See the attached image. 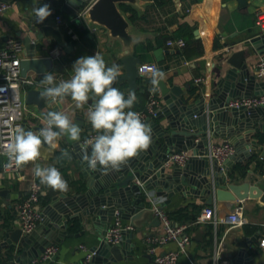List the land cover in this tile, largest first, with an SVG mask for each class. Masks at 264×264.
Returning <instances> with one entry per match:
<instances>
[{
	"label": "crops",
	"instance_id": "1",
	"mask_svg": "<svg viewBox=\"0 0 264 264\" xmlns=\"http://www.w3.org/2000/svg\"><path fill=\"white\" fill-rule=\"evenodd\" d=\"M10 1L13 7L0 14V48L6 47L10 39L24 41L27 36H31L33 39L36 38L41 29L38 30L34 26V3L37 7L45 3L48 4L52 14L61 15L66 20L68 28L61 26L60 29L65 34L68 44L72 47L69 48V51L62 47V56L54 61V68L48 71L55 76L56 84L62 80L71 79L74 75L72 66L77 59L94 55L96 51L101 53L107 67H111L113 64L119 65L122 74L124 68L120 61L128 53L141 56L143 60L141 64H157L159 70L165 73V79L162 81L168 86L176 85L183 89L184 98L188 99L189 102H194L200 96L207 99L216 96L215 91L218 88V82L232 69L231 65L227 64V60L233 52L231 46L240 44L244 40L261 33L256 25L255 15L257 11L264 10V0H247L246 7H241L238 0H166L163 5H157L154 0H127L119 8L125 27L123 35H120L104 25L94 22L86 10H79L81 11L79 13L81 23H75L68 14L62 11L63 0ZM96 1L89 0L86 7ZM49 26L57 25L51 24ZM68 29H72L78 38L73 39ZM181 30H184L182 36L180 34ZM179 38L187 42L184 50L167 45L169 40ZM43 44L44 48L37 53L39 57L46 56L47 50L52 47H61L53 38H46ZM158 49L164 50L159 60L154 54ZM263 58L264 56H256L248 59L252 73H255L256 65ZM140 65H138V68ZM28 75L40 85H36V88L45 87L41 83L44 75L41 78H38L34 72H29ZM149 76L142 77L140 75L138 79V87L135 91L137 100L131 109L132 111L137 110L140 106L146 109L153 87ZM199 77L205 78L204 83L201 85L195 83V80ZM32 87L30 86L28 89ZM116 88L123 92L125 98H127L130 92L127 83L121 85L119 81ZM28 89H23V95L26 94ZM155 94L158 97L160 107H162L163 102L159 88H157ZM89 95V102L82 109L75 107V102L70 96L65 97L63 101L58 103L47 104L44 110H39L36 107L39 110L36 112L37 116H29L24 124L26 131L35 132L37 127H43L46 113L54 111L53 107L58 106L59 111L68 114L73 122L78 118L83 119L81 129L83 141L92 138L97 133L92 129L87 116L89 107L94 103L91 98L92 94ZM152 120H155V118H152ZM38 132L39 130L36 133ZM241 135L242 137L240 135L234 137L235 140L239 141L241 138L246 141L256 140L264 147V131L258 125H255L252 130L241 133ZM212 140L214 143H231L230 139L226 137L213 136ZM57 143L59 147L54 150L46 144H42L40 158L35 164L42 167H57L68 183L69 187L66 191L68 195H77L84 192L86 181L83 176L82 162L78 158L73 159L71 157V146L67 144L65 137L59 138ZM65 150L71 158H68V161L62 164L57 158V153ZM80 153L83 155L82 151ZM236 157L237 155L229 160L230 164L234 163ZM254 159L264 162L260 152L256 151L253 159L234 163L229 170H225V175L238 183L264 184V173L256 167L253 162ZM250 162L252 163L245 175L237 172L233 177L231 176V171L236 165H247ZM34 166L33 163L26 164L20 168L18 173L14 174L5 172L3 163L0 162V204L5 205L1 214L0 229L20 228L16 218L17 206L29 194L31 184L39 182V179L34 176ZM42 186L43 194L39 208L44 213L51 199L47 195L50 188L46 185ZM151 194L158 206L167 214L189 205L206 206L205 203L195 197H184L176 194L168 200L163 197H155L154 192ZM216 206L218 207L219 216L223 219H226L237 206L243 207L245 224L242 227L231 228L226 223H220L215 230L212 228V242L209 241L206 227L190 225L188 232L192 235V243L188 252L180 256L177 264H213L212 258L217 249L221 252L223 263L233 264L239 252L237 243L240 240L251 239H255V241L249 251L250 258L244 257L240 260V263L264 264V247H261V243L264 241V205L259 200L249 198L244 201H237L234 204L216 203ZM154 216L156 215H146L143 220L138 222L139 229L136 228V235L131 240L133 246L128 244L130 248L121 249L125 252L124 259L108 264H156L155 257L148 253L143 241L147 232H158L162 229V226H149L151 218ZM122 221L125 225L131 224L128 220ZM71 223L72 227L67 230L68 234L58 244L59 253L56 260L51 264H82L87 255L82 247L91 251L98 247L102 241L97 234L98 231L89 222L85 223L86 229L82 227L78 220L70 222V225ZM98 226L103 228L102 225ZM199 234L201 236L196 239ZM177 250L178 244L170 242L163 247H159L157 254ZM21 254L22 252L19 250L3 249L0 251V264H21L18 261Z\"/></svg>",
	"mask_w": 264,
	"mask_h": 264
},
{
	"label": "water",
	"instance_id": "2",
	"mask_svg": "<svg viewBox=\"0 0 264 264\" xmlns=\"http://www.w3.org/2000/svg\"><path fill=\"white\" fill-rule=\"evenodd\" d=\"M125 1L127 0H97L86 7L89 0H63L62 11L75 23H81L79 10H86L94 22L123 35L125 27L119 8ZM238 1L241 7L247 6V0ZM60 28L45 26L35 39L31 36L24 39L25 50L21 60L23 77L34 72L41 78L45 72L54 68L52 59L39 57L37 54L44 48L43 41L46 38H53L59 46L69 51L72 46L68 44ZM231 48L233 52L227 64L232 69L218 82L216 96L212 98L200 96L194 102H189L184 98L183 89L180 87L168 86L164 81L159 83L162 107L159 108L155 120L148 118V124L152 128V142L147 150L140 151L119 170L108 169L105 172L99 166L97 170L89 169L80 153L83 136H80L78 142L65 137L67 144L71 146V157L82 162L86 181L84 192L68 195L50 188L47 195L51 201L43 213L40 226L30 234H25L20 228L0 229V251L7 248L19 250L22 254L18 261L21 264H31L48 247L58 245L72 227L70 222L78 220L84 229L87 228L86 222L93 225L102 239L100 245L91 250L95 252L91 259L92 264L121 261L125 257V252L121 249L130 248L128 244L133 246L131 240L136 233L124 232L122 241L115 246L107 245L103 238L116 217L130 221L139 229L138 222L146 215L154 214L150 201L152 192L155 197L168 200L176 194L195 197L206 205H213L215 202L234 204L249 198L259 200L264 205L263 183H238L225 175V170H229L234 163L253 159L256 151L264 158V147L256 140L246 141L241 138L237 141L234 138L238 135L242 137L241 133L252 130L255 125L264 131V106L250 110L230 107L232 100L264 95V76L259 78L256 73H252L248 64V59L264 56V34L254 35ZM163 53V49L154 52L158 60ZM120 63L124 73L117 78L113 87L120 81L121 85L127 83L130 91L135 92L140 78L138 65L143 63L142 57L127 53ZM43 89L29 88L25 94L26 104L39 110H44L47 104L51 105L52 103L41 97ZM53 110L59 111V107L54 106ZM74 123L82 129V118ZM41 128L42 126L37 127L35 132ZM208 128L214 137L229 138L231 144L237 148L238 154L234 163L227 161L223 166L218 163L211 164L207 157ZM23 129L26 130L25 127ZM88 151L90 154L91 148ZM183 151L191 153L184 166L169 164L174 154ZM3 161L0 157V162ZM149 226H161L159 217L151 218ZM200 236L201 234L196 239ZM254 241L255 239L240 240L237 243L239 252L233 264H242V258H250L249 251Z\"/></svg>",
	"mask_w": 264,
	"mask_h": 264
},
{
	"label": "clouds",
	"instance_id": "3",
	"mask_svg": "<svg viewBox=\"0 0 264 264\" xmlns=\"http://www.w3.org/2000/svg\"><path fill=\"white\" fill-rule=\"evenodd\" d=\"M35 4L33 12L37 23H43L52 14L50 6L45 3L37 7ZM72 69L74 75L71 79L62 80L58 84L51 72H45L41 81L45 87L40 95L53 104L70 96L75 102V107L82 109L89 102L91 93L94 103L89 107L87 116L97 135L80 144L83 160L91 170H97L98 166L105 172L108 169L119 170L140 151L149 148L152 142L151 125L141 119L140 113L131 110L137 100L135 92L130 91L125 98L123 92L113 87L121 75L119 66L113 64L107 67L100 52L96 51L94 55L77 59ZM139 71L142 74H150L152 92H155L159 83L165 79V73L155 66L144 65ZM43 123L44 127L38 133L17 127L10 142L0 145L9 161L5 168L15 166L19 169L33 163L34 176L39 179L41 185L66 192L68 183L57 167H42L35 162L40 158L42 144L54 150L59 147L57 141L61 137L78 142L81 128L64 111L47 112ZM63 158H71L66 150L58 159ZM33 187L38 190V185Z\"/></svg>",
	"mask_w": 264,
	"mask_h": 264
},
{
	"label": "built area",
	"instance_id": "4",
	"mask_svg": "<svg viewBox=\"0 0 264 264\" xmlns=\"http://www.w3.org/2000/svg\"><path fill=\"white\" fill-rule=\"evenodd\" d=\"M12 7L13 4L10 0H0V14L5 13ZM255 19L256 25L260 29V34H264V10L257 11ZM51 24L68 28L66 20L58 14H51L43 23H37L36 17H34V26H36L38 30ZM68 32L73 39L78 38L77 35L73 33L72 29H68ZM167 45L176 47L179 50H184L187 46V42L184 39L179 38L169 40ZM24 50V43L19 39H10L8 40L6 47L0 48V145L9 143L14 134V130L17 127L24 128V124L29 116H37L36 112L29 111V105L26 104L25 95H23L24 88L28 89L30 86H40L34 79L29 77V75H27V77L22 76L21 60L23 58ZM62 53L63 48L55 46L47 50V55L44 57L55 61L60 59ZM144 65L155 66L159 69L157 64L154 63L141 64L138 68V72L142 77L150 75L149 73L142 74L139 71ZM255 73L259 78L264 76V58L256 65ZM204 81V77H199L195 80V83L201 85ZM263 106L264 95L239 98L232 100L230 103V107H243L246 110ZM159 108L158 97L155 92H151L146 109L137 112L140 113L141 119L148 123L149 117L155 118L157 116ZM206 137L208 139L207 157L211 164L218 163L220 166H223L227 161L237 155V149L233 144L229 142L214 143L212 140L213 134L210 128L207 129ZM196 142H198V140ZM190 156L191 153L189 151L174 154L170 158L169 164L173 163L178 166H184L190 159ZM0 157L4 159L3 168L5 172L16 174L20 171V168L17 169L15 166L5 168V165L8 164L9 161L2 148H0ZM33 185H38V190L34 188ZM42 194L43 186L39 182H33L30 186L29 194L19 202L17 206L16 218L20 225V229H22L25 234L34 232L43 219V212L39 208ZM150 201L154 214L161 220L162 229L158 232H147L145 234L143 241L147 247V251L150 255L155 257L154 261L156 264H177L180 256L188 252L192 243V235L188 232L190 225L175 224L152 197H150ZM4 207L5 205L0 204V219ZM220 223H226L231 228L242 227L245 224L243 207L237 206L226 219H223L218 214L216 202L213 205H206L202 208L193 225H201L203 227L212 226L215 230ZM135 231L136 227L134 225H125L121 218L116 217L114 223L106 232L103 240L107 245L115 246L122 241L124 232ZM170 242H176L178 244L177 251L157 254V249L159 247H163ZM261 247H264V241L261 243ZM82 249L87 252L86 259L82 264H92L91 259L95 255V252H91L85 247H82ZM58 253L59 246L55 244L51 245L39 258L33 260L31 264H51L56 260ZM212 259L213 264H230L221 261V252L218 249L215 251Z\"/></svg>",
	"mask_w": 264,
	"mask_h": 264
},
{
	"label": "trees",
	"instance_id": "5",
	"mask_svg": "<svg viewBox=\"0 0 264 264\" xmlns=\"http://www.w3.org/2000/svg\"><path fill=\"white\" fill-rule=\"evenodd\" d=\"M155 3L157 5H163L166 0H154ZM184 30H181L180 34L182 36ZM145 110L144 107L140 106L136 111H142ZM61 152L57 153V158H59L61 156ZM68 161V158H63V159H59V162L62 164H65ZM253 162L256 164V167L258 169H261L262 173H264V162L258 160V159H254ZM252 162H250L247 165H242V164H238L235 166V168L231 171V176L233 177L235 175V173L240 172L243 175H245V173L248 171L250 164ZM203 206H197V205H189L186 206L184 208H181L175 212L172 213H168V216L171 218V220L177 224V225H193L196 220L198 215L200 214L201 210H202ZM206 230L208 231V237H209V241L212 242L213 240V232H212V226H207Z\"/></svg>",
	"mask_w": 264,
	"mask_h": 264
},
{
	"label": "rangeland",
	"instance_id": "6",
	"mask_svg": "<svg viewBox=\"0 0 264 264\" xmlns=\"http://www.w3.org/2000/svg\"><path fill=\"white\" fill-rule=\"evenodd\" d=\"M30 112H38L39 110L35 106H28Z\"/></svg>",
	"mask_w": 264,
	"mask_h": 264
}]
</instances>
